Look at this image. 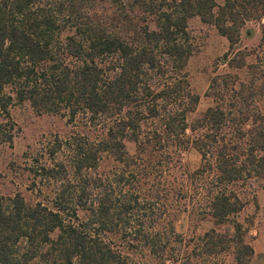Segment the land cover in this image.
I'll use <instances>...</instances> for the list:
<instances>
[{
	"label": "trees",
	"instance_id": "1",
	"mask_svg": "<svg viewBox=\"0 0 264 264\" xmlns=\"http://www.w3.org/2000/svg\"><path fill=\"white\" fill-rule=\"evenodd\" d=\"M194 18L229 48L189 121ZM263 19L264 0H0V143L13 105L64 119L24 153L28 193L0 192V264H250L239 214L264 180ZM250 21L259 41L242 47ZM183 214L212 226L186 236Z\"/></svg>",
	"mask_w": 264,
	"mask_h": 264
},
{
	"label": "rangeland",
	"instance_id": "2",
	"mask_svg": "<svg viewBox=\"0 0 264 264\" xmlns=\"http://www.w3.org/2000/svg\"><path fill=\"white\" fill-rule=\"evenodd\" d=\"M262 22L264 23V19ZM260 28V22L250 21L246 23L241 31L240 45L248 48L257 45ZM189 30L195 48L188 60L187 70L190 85L199 96L196 110L188 116V120L191 121L212 104L211 98L205 93L214 67L218 63L219 57L228 50L229 42L213 24L205 23L199 18L190 20ZM246 30L251 31L250 37L245 35ZM259 105L264 111V99L260 101ZM10 118L14 122L13 139L10 143H0V192L9 193L20 190L27 194L26 189L30 178L25 169L28 157H25L24 153L33 152L46 142L52 134L62 131L64 119L48 114H38L28 103L13 105L10 108ZM128 149L132 151L133 146L128 144ZM182 162L185 170H194L200 164L199 152L192 146L188 147L182 152ZM239 219L242 221L245 219L253 220L250 226L249 241L253 248L254 246L261 248L260 246L264 244V180L256 187L254 196H249L245 208L239 214ZM211 226L212 224L208 221L194 226L188 221L185 214L175 220L176 231L186 236L202 234ZM252 259L250 264H256V261ZM215 264L236 263L231 256H224L215 261Z\"/></svg>",
	"mask_w": 264,
	"mask_h": 264
},
{
	"label": "crops",
	"instance_id": "3",
	"mask_svg": "<svg viewBox=\"0 0 264 264\" xmlns=\"http://www.w3.org/2000/svg\"><path fill=\"white\" fill-rule=\"evenodd\" d=\"M264 241V239H263ZM261 248H256L254 246V255H253V259L254 261H256V264H264V244H262L260 246Z\"/></svg>",
	"mask_w": 264,
	"mask_h": 264
}]
</instances>
